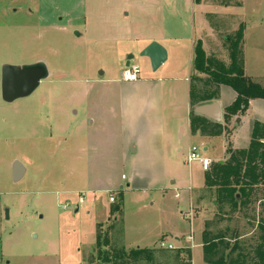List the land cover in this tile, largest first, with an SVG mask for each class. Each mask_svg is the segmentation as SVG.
I'll list each match as a JSON object with an SVG mask.
<instances>
[{"label":"rangeland","instance_id":"1","mask_svg":"<svg viewBox=\"0 0 264 264\" xmlns=\"http://www.w3.org/2000/svg\"><path fill=\"white\" fill-rule=\"evenodd\" d=\"M201 3L131 0L125 7L126 0H0V70L42 62L49 71L29 97L7 104L0 96V264H99L102 256L111 257V264H119L114 256L120 264H205L206 223L212 236H224L225 255L236 244L233 257L240 253L250 261L258 205L219 212L198 163L185 162L194 146L200 156H220L222 138L203 152L194 137H164L144 105L130 103L132 94L141 96L130 89L135 83L121 79L127 56L137 64L139 80L172 70L174 59L152 71L136 43L115 42L127 27H137L142 39L166 34L188 44L204 37L206 58L226 66L229 42L242 25L246 74L263 84L264 0ZM199 76L193 75L191 88L201 93L207 87ZM224 89L222 99L230 91ZM110 119L116 132L108 130ZM254 119L264 122V106L249 109L237 133L239 146ZM211 127L199 136H210ZM15 161L26 170L16 183ZM98 234L109 243L103 250L96 245ZM161 242L176 248L160 249ZM177 247L191 257L179 255ZM139 248L149 251V260L123 256Z\"/></svg>","mask_w":264,"mask_h":264},{"label":"trees","instance_id":"2","mask_svg":"<svg viewBox=\"0 0 264 264\" xmlns=\"http://www.w3.org/2000/svg\"><path fill=\"white\" fill-rule=\"evenodd\" d=\"M201 0H194V4L199 5ZM244 27L241 25L233 40L229 44V63L224 66L222 63L212 59H207L202 49V44L198 41L193 50V68L197 75L207 77V84L215 88L219 86L229 87L235 94L233 103L225 108L224 122L236 114H243L248 109V104L252 100H264V85L246 77L243 71V58L240 44L243 39ZM217 98V91L197 92L190 89V101L192 106L211 101ZM211 127L210 136H218L223 132V127L210 123L206 119L190 114V128L193 134L204 133L205 129ZM228 160L223 164H216L211 172L204 178V188L215 191L216 207L219 212H223L229 207L231 213L238 208L245 210L251 205H258L259 213L257 218L255 244L252 247L250 261L248 256L240 253L233 257V252L237 250L236 244L231 247L229 253L225 255V250L229 248L222 234L212 236L208 230L209 223H206L202 232V255L205 264H264V125L255 122L252 127L249 145L246 149L226 151ZM238 197V199H237ZM118 207L113 209V212ZM100 227V226H99ZM236 240V238H235ZM107 238L101 235L96 236V245L99 250L108 246ZM100 253H102L100 251ZM187 253L191 257L190 251L179 250ZM103 254V253H102ZM123 256L131 257L134 260H149L147 249H135ZM117 263L122 262L121 257H113ZM99 264H111V257H100ZM91 263H93L91 261Z\"/></svg>","mask_w":264,"mask_h":264},{"label":"crops","instance_id":"3","mask_svg":"<svg viewBox=\"0 0 264 264\" xmlns=\"http://www.w3.org/2000/svg\"><path fill=\"white\" fill-rule=\"evenodd\" d=\"M125 5H126L125 7H128L129 5H131V0H126ZM199 5H204V4L200 3ZM122 11L123 10H120L119 13H121ZM65 14H68V13H65ZM124 16H127V14H124ZM161 24L164 26V18ZM137 30H138L137 27H127L123 29L121 33L119 34L120 37L118 38L115 37L116 39L115 42L120 43V44H126V45H131V44L136 43L137 44L136 46H138L139 53H141V51L152 42L159 44L166 51V60L157 70H163V68H165L166 66V63L169 62L171 58L172 59L174 58L173 63L171 65L172 70L167 71V72L162 71V73L159 75L157 73L148 75V77L145 78L144 80H139V77H138V80L134 82L135 85L130 86V89L133 92L134 90L135 91L139 90L138 91L140 92L139 95H141L140 98H135V96L132 94L130 98L132 100H129L130 103L131 104L138 103V104L144 105L143 111L145 112L146 116L151 119H156L157 121L160 122L159 130L161 131L164 137H167L168 132L175 133L179 139L183 138L184 136H188L190 138L194 137L197 140V142H199L200 145L202 146L201 149L203 152H207L209 148L214 150L215 146L217 145L216 137L218 136L203 137V136H199V132H196V134H192L191 129H190V114L192 113V110L194 107L198 105H202V104L216 102L218 103L220 107L221 120L218 124H220L221 127H223V132L219 135L223 140V143H222L223 153L220 156H217L215 158H208V157L202 156L203 158L209 160L210 166L213 162L215 163L213 164L211 168H208L207 171H204L201 168L200 164L197 162L202 172H204V178H205V175L207 174L206 172H208L209 170L211 172L216 164H223L225 162L224 159H226V157L228 160V155L226 154V151L228 149H231L234 151V150L246 149L248 147L253 124L257 122L258 120L254 119L253 121L249 123V126L251 125L249 138L246 141L245 145L243 146H239L237 144L238 130L240 129V127L245 125L246 123L245 119H246L247 113L249 112V109L256 104L264 106V100L256 99V100L250 101L248 104V109L245 113L236 114L234 116H231L230 120L227 121V123H225L222 115H225V108L229 107L233 103V101L235 100L236 94L227 86H219L215 88L213 85L207 84V90L205 91L211 92V91L216 90L217 98L211 101L198 103L196 104V106L193 107L190 101L191 79L193 78V75L196 74L193 68V50H194L195 42L200 41L202 44V49L206 53L207 46H206V42H205L206 40L204 39V37L202 39H198L194 43H193V40H190L188 44L186 41L184 42V44H182L181 43L182 40L177 39L175 36H167L166 34H162L160 36L152 35L150 37L142 39L136 35ZM207 32H209V29ZM84 34L87 35L86 33ZM79 37H82V35H79ZM177 40L179 41L177 42ZM170 55H173V56L170 57ZM125 63L122 65L123 67H125ZM243 71L246 77L251 78L253 81L255 80L256 77L248 76L246 74L244 58H243ZM199 78L200 80H204V83L206 84V81L208 80L206 76L200 75ZM111 81H115V80H111ZM261 85H264V83ZM224 88H229L230 91L227 94L226 98L222 99L219 96V93H220V90L222 91L225 90ZM204 119H206L210 123H214L207 118H204ZM112 120L113 119L109 120L110 126H108V130L109 132H113V131L116 132V130L112 126ZM92 124H94V121L89 122V125H92ZM262 125H264V122H262ZM203 187H204V183H203ZM208 191H213L215 195L214 190H208ZM213 203H214L213 205H216V201H214ZM177 248L178 250H185V249H181L184 247H177ZM185 248L187 249L186 246ZM188 248L193 249L194 246L193 247L190 246ZM180 255L184 256V253H181Z\"/></svg>","mask_w":264,"mask_h":264},{"label":"water","instance_id":"4","mask_svg":"<svg viewBox=\"0 0 264 264\" xmlns=\"http://www.w3.org/2000/svg\"><path fill=\"white\" fill-rule=\"evenodd\" d=\"M139 56L148 59L152 71H156L165 62L166 51L159 44L152 42L141 51ZM132 60V55L127 56L125 67H128ZM48 75L49 71L42 62L28 66L2 65L0 70L1 100L10 104L29 97L39 87L40 82L48 78ZM192 113L214 123H219L221 120L220 107L216 102L198 105L193 108ZM11 172L12 180L16 183L22 179L26 170L20 162L15 161ZM5 216L7 217V211Z\"/></svg>","mask_w":264,"mask_h":264},{"label":"built area","instance_id":"5","mask_svg":"<svg viewBox=\"0 0 264 264\" xmlns=\"http://www.w3.org/2000/svg\"><path fill=\"white\" fill-rule=\"evenodd\" d=\"M138 77H139V68L135 64H129V66L125 67V69H123V71L121 72L122 81L127 83L136 82L138 80ZM192 162H198L204 171H207L208 168H210L209 160L200 156L198 153V149L196 147L191 148L190 153L186 158L187 164H190ZM110 200L111 202H113V198H111ZM188 241L191 242L192 244L191 246L193 247L194 238L192 233H190V235L188 236ZM159 248L164 250H175V247H173L170 244L166 245L164 242L160 243Z\"/></svg>","mask_w":264,"mask_h":264}]
</instances>
